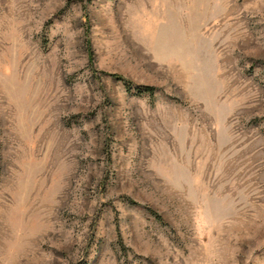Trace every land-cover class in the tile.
<instances>
[{
  "label": "rangeland",
  "instance_id": "obj_1",
  "mask_svg": "<svg viewBox=\"0 0 264 264\" xmlns=\"http://www.w3.org/2000/svg\"><path fill=\"white\" fill-rule=\"evenodd\" d=\"M0 264H264V0H0Z\"/></svg>",
  "mask_w": 264,
  "mask_h": 264
}]
</instances>
